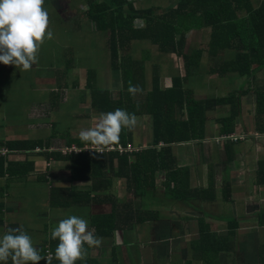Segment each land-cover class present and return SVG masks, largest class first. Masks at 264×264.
<instances>
[{"label": "crops", "instance_id": "obj_1", "mask_svg": "<svg viewBox=\"0 0 264 264\" xmlns=\"http://www.w3.org/2000/svg\"><path fill=\"white\" fill-rule=\"evenodd\" d=\"M109 1L96 0L98 3ZM126 1L132 3L135 11L158 10L156 6L136 8L137 4H152V0ZM261 2L264 0H249V5L255 9ZM175 3L172 2L168 8ZM44 7L49 13V30L53 38L45 39L38 51V63L24 72L34 73L42 81H50V84L39 85L37 80L27 81L24 76L8 79V73L21 72V69L0 63V235L7 228L23 225L33 245L41 250V255L45 257L46 252H42L44 248L49 249L55 261L51 264H60L55 258L59 241L55 240L51 248L53 239L50 238V229L57 226L60 220L77 215L90 222V228L102 238V243L99 247L85 245L87 258L76 264H264V224L261 223L264 222V185L257 183L258 161H264V135L255 133L253 127L249 129L252 126L248 112H252L251 99L247 97L245 104L242 103V114L230 134L238 136L237 141L217 134L214 119L220 111H224L221 107L208 114L202 140L172 146L177 166L188 170L189 194L211 191L204 199L189 195L182 201L184 198L178 200L162 193V171L157 173L160 185L156 186L154 195L148 194L144 199L135 197L126 188L125 179L114 177L115 163L112 172L109 169L104 171V181L96 183L102 191L91 192V181L86 179L85 171L79 174L82 179L72 180V163L67 156L83 152L108 156L110 152H117L110 147L121 145L106 148L91 144L78 146L79 131L94 127L100 113L93 111L89 100L80 101V106L88 111L78 112V117L59 116L55 106L75 102V97L71 96L75 91H89L91 94L92 89H97V72H104L99 75V83L102 84V79L107 80L108 86L104 88L109 91L111 99L117 97L123 88L121 72L111 65L108 34L100 31L90 20L89 0H45ZM143 26L141 20L134 22L135 28ZM189 32H204L207 36L202 43L209 41V28ZM88 43L89 49L83 54L85 57L96 56L98 48L104 50V61L97 62L102 70L93 69L87 60H83L84 63L76 61L79 56L73 48ZM135 45L140 46L138 58L127 53L143 65L144 79L139 82L142 94L151 89L155 70L160 74V87H170L172 76L179 74L170 65L174 60L176 66L175 57H180L179 54L163 52L149 39H135L130 47ZM151 47L155 51H151ZM205 50L197 73L187 81L188 87L216 92L222 89L218 85L220 81L223 89L234 86L231 90H237L243 79L235 72L218 75L209 71L213 68L212 62L225 61L223 56L231 55L232 50L225 48L215 55H209ZM56 68L65 70L57 71ZM252 72L254 79L259 80L261 70L253 69ZM69 73L70 81H67L64 74ZM81 73L85 79L78 81ZM90 73L95 75L93 81H90ZM214 77L217 79L214 80ZM235 80L238 83L234 85ZM92 83L94 88H91ZM13 87L19 93L9 100L7 91ZM34 89L44 94V100L31 102L23 95ZM54 94L58 97L56 103L52 99ZM67 118H70L68 123ZM137 118L129 142L121 146L130 148L127 153L151 144L152 116ZM62 125L64 128L57 131ZM227 141L232 142L228 153L224 147ZM74 147L76 150H72ZM92 147H99L102 151L97 152ZM225 185L229 194L226 200ZM145 207L155 212L156 218L135 223L134 210ZM108 232L110 236H104ZM45 260L39 264L45 263Z\"/></svg>", "mask_w": 264, "mask_h": 264}, {"label": "trees", "instance_id": "obj_2", "mask_svg": "<svg viewBox=\"0 0 264 264\" xmlns=\"http://www.w3.org/2000/svg\"><path fill=\"white\" fill-rule=\"evenodd\" d=\"M89 8L90 20L100 31L108 34L111 65L121 70L123 83L119 95L113 99L108 90L93 89L92 108L99 113L121 108L136 116H152V140L149 146L131 153L110 152L108 156L92 152L71 153L67 157L72 163V180L82 179L79 174L85 171L86 179L91 181L90 191H102L96 183L104 181L105 170L112 172L116 168L114 177L125 179L129 193L144 199L148 194L154 195L157 173L162 171L164 180L160 186L161 189L162 186L165 188L169 196L178 200L184 198L182 201L189 195L199 200L204 199L211 191H194L188 195L186 188H183L187 187L188 170L177 166L172 146L202 140L208 114L221 107L226 109L220 111L214 119V123L218 125L217 134H232L235 121L240 117L239 100L244 95H250L253 103L252 112L248 111L252 125L249 129L253 127L255 133L264 135V2L252 9L249 0H177L160 15L153 9L135 11L132 3L126 0H110L109 3L89 0ZM126 12L128 13L125 14ZM136 20L144 23L143 28L134 27ZM203 28L210 29L209 41L204 45L209 55H215L225 48L232 50L229 60L212 62L213 68L209 71L218 75L231 71L243 79L237 90H230L224 96L197 98L194 90L187 85L190 77L197 73L204 49L202 47L188 53L182 52L185 35L190 30ZM135 39H149L161 51L179 54L184 66V73L172 76L171 86L165 89L160 87V74L155 70L151 89L144 93L141 100H138L137 95H131L127 89L129 81L142 87L139 82L144 79L143 65L127 52L123 53ZM253 69L261 70L259 80L254 79ZM130 132L123 129L119 142L113 145L126 146ZM88 144L90 143L81 140L77 142L81 147ZM230 146L232 142L228 141L224 145L227 153ZM258 162L257 183L264 185V161ZM223 191L226 200L229 195L226 193V185ZM133 215L135 223L156 218L155 212L146 207L134 210ZM261 223L264 224L262 221ZM104 236H110V232ZM54 245L55 240H52L51 248ZM45 252L51 253L44 248L42 253ZM51 255V263H55L54 256L52 253ZM42 264H47V260Z\"/></svg>", "mask_w": 264, "mask_h": 264}, {"label": "clouds", "instance_id": "obj_3", "mask_svg": "<svg viewBox=\"0 0 264 264\" xmlns=\"http://www.w3.org/2000/svg\"><path fill=\"white\" fill-rule=\"evenodd\" d=\"M45 0H0V63L15 65L21 72L32 69L38 63V51L45 39L53 38L49 30V13L44 7ZM123 86V85H121ZM127 91L135 96L142 93L139 85L129 81ZM138 118L135 113L117 108L115 111L100 113L94 127L81 129L79 139L93 146H110L119 142L123 129L133 130ZM90 222L80 216L70 215L50 229V238L58 240L55 258L60 264H76L87 258V248L99 247L102 238L95 235ZM47 258L33 245L31 236L23 225L7 228L0 235V264H39Z\"/></svg>", "mask_w": 264, "mask_h": 264}, {"label": "rangeland", "instance_id": "obj_4", "mask_svg": "<svg viewBox=\"0 0 264 264\" xmlns=\"http://www.w3.org/2000/svg\"><path fill=\"white\" fill-rule=\"evenodd\" d=\"M137 1H139V0H136L135 2H137ZM176 1L177 0H152L151 1L152 4L141 3V4H137L136 8H149L151 6H156V7H158V10H156V9H154V10H155L157 15H160V14H163V13L166 12L168 6L172 2H176ZM145 2H148V1L145 0ZM187 36L188 37L186 38V41L184 42L182 52H187L188 53V52L191 51V49L196 48V47L197 48H200V47L204 48V43H206V42L202 43V41H204L206 39V36H207L206 33H204V32H198V33L189 32V33H187ZM89 45L90 44L88 43V44H83L82 46H80L78 48H76V47L73 48L74 51H75V54L79 56L76 61L77 62L81 61L82 63H84L83 60H87L90 63V65H91V67L93 69L102 70L103 67H99L97 65V62L100 64V63H102V61H104V58H102V56L104 54V50L101 49V48H98L95 51V55L96 56L85 57L83 54H84V52L86 50L89 49ZM139 47L140 46L135 45L133 47H130L129 50L123 51V53L128 52V53H130L132 55V57H137L138 54H139V53H137V50L139 49ZM151 51H155V48L151 47ZM203 54L205 56V53H203ZM231 55H230V53H228V55L223 56L224 60H229ZM173 57H174V55H173ZM175 59H176V66H174V60H173L172 64L170 65V67L171 68L172 67L175 68L177 70V72H179V74H183L184 73V66H183V60L181 59V56L180 57L176 56ZM87 68H89V67H87ZM56 70L59 71V70H65V69L56 68ZM168 71H170V70H168ZM119 72H121V70H119ZM103 73L104 72H102V73L101 72H97L96 73V86L95 87H97V89H100V88L105 89L104 87L108 86L107 80H105V79H102V81H103L102 84L99 83V75H101V74L103 75ZM64 75H65V77H67V81H70V73L69 74H64ZM80 75L81 76L78 75V81H83L85 79V76L82 73ZM7 76H8V79H10V77H12V76H14V79H19V76H24V77H26L27 81H29V80H37L39 82L38 83L39 85H41L43 83L46 84V85L50 84V81H42L40 79V77H38V75H36L34 73H32V74L31 73H27V72H24V71L23 72H20V71L11 72V73H8ZM213 76H215V75H213ZM94 77H95V75L90 73V81H93ZM118 79H120V76L118 77ZM216 79H217V77H214V80H216ZM217 82L218 81H216V84H217ZM11 83L13 85H15V82L11 81ZM120 83H121V81H120ZM236 83H238L237 80H235L233 82L234 85ZM218 85H220V87L222 89H220V90H218L216 92H213V91L210 92L208 90H204V89H200L199 87H195L194 88V94H195V96L197 98H203V97H206V96L207 97H217V96L219 97V96L226 95L231 90V88H234V86H229L228 88L223 89V86L221 85L220 81H219ZM91 88H94V84H93V87H91ZM17 93H19V90L17 91V89H15L14 87L12 89H8V91H7L8 99L10 100L11 98H13V96L15 97ZM23 95H25L26 98H29L31 102L44 100V94H40L36 89H34L32 92H25V93H23ZM71 96L75 97V102L71 101L69 105H65V106H55V110H56L57 115L62 116V117H70V116L78 117V115H79L78 112H80V111L81 112H87L88 111L87 108H85L83 106H80V104H81L80 101L87 102L89 100L91 105H92V100H93L92 92L90 94L89 91H75ZM143 97H144V94H137L138 100L143 99ZM247 97L249 99L252 98L250 95L249 96L244 95V96L240 97V100H239L240 115L242 114V111H241L242 103L245 104V102H246L245 100L247 99ZM52 99H53V102L56 103V101L58 99L57 94H54L52 96ZM248 102L250 103V101H248ZM225 109L226 108H224V110ZM249 109H250V107H249ZM93 111H94V109H93ZM244 115H245V113H244ZM246 116H248V115H246ZM69 121H70V118H67L66 123H68ZM236 121H235V124L237 123ZM92 123H93V120L91 118L90 125H92ZM96 123L97 122H95V124ZM216 127H218V125ZM62 128H64V125L58 127L57 131L61 130ZM216 131L217 130H215V132ZM131 132H132V130H131ZM131 132H130V134H131ZM156 184L160 185V182L157 183V180H156ZM172 188L173 187L170 185V189H172ZM183 188H186L185 190L188 191V195H189V188L185 187V186H183ZM162 189H163L162 193H166V195H168V192L165 191V188L163 186H162ZM41 192H42V190H40V193Z\"/></svg>", "mask_w": 264, "mask_h": 264}, {"label": "built area", "instance_id": "obj_5", "mask_svg": "<svg viewBox=\"0 0 264 264\" xmlns=\"http://www.w3.org/2000/svg\"><path fill=\"white\" fill-rule=\"evenodd\" d=\"M224 137L227 138V139H230V141H233V142L237 141V139H238V136H234V135H229V136H224ZM222 138H223V136H222ZM91 149H94L97 152H101L102 151V149L99 148V147H95V148L92 147ZM110 149L115 150V151L119 152L120 154L121 153H126L127 151L130 150L129 147L125 148V147H121V146H117L116 148L110 147ZM72 150H76V148L74 147V148H72ZM65 151H71V150L65 149ZM49 254H51V253L46 252V258L49 256ZM51 257H52V255H51Z\"/></svg>", "mask_w": 264, "mask_h": 264}]
</instances>
